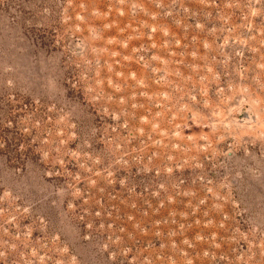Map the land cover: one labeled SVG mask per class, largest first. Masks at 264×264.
<instances>
[{"label": "rangeland", "instance_id": "rangeland-1", "mask_svg": "<svg viewBox=\"0 0 264 264\" xmlns=\"http://www.w3.org/2000/svg\"><path fill=\"white\" fill-rule=\"evenodd\" d=\"M0 264H264V0H0Z\"/></svg>", "mask_w": 264, "mask_h": 264}]
</instances>
